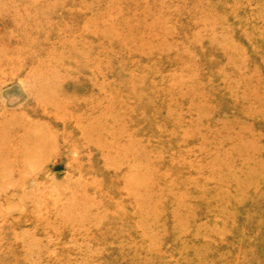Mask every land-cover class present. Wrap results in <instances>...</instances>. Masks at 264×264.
I'll return each instance as SVG.
<instances>
[{
	"label": "rangeland",
	"instance_id": "1",
	"mask_svg": "<svg viewBox=\"0 0 264 264\" xmlns=\"http://www.w3.org/2000/svg\"><path fill=\"white\" fill-rule=\"evenodd\" d=\"M0 264H264V0H0Z\"/></svg>",
	"mask_w": 264,
	"mask_h": 264
}]
</instances>
